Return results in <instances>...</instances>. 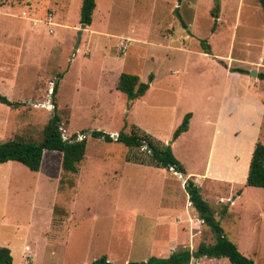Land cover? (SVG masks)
<instances>
[{"label":"rangeland","instance_id":"1","mask_svg":"<svg viewBox=\"0 0 264 264\" xmlns=\"http://www.w3.org/2000/svg\"><path fill=\"white\" fill-rule=\"evenodd\" d=\"M95 2L91 25L82 27L81 0H0V94L19 103H0V143L40 139L56 82L63 138L86 136L78 174L67 172L62 183L58 151L44 150L37 172L0 164V247L10 248L11 264H90L211 242L184 190L187 176L129 162L145 151L114 141L139 131L171 146L226 237L264 264V189L244 179L256 142L264 144V81L248 73L264 72L259 2L217 0L216 15L215 0ZM122 72L149 84L143 97L128 100L116 89ZM187 112L194 117L175 136ZM93 130L113 141L91 137Z\"/></svg>","mask_w":264,"mask_h":264},{"label":"trees","instance_id":"2","mask_svg":"<svg viewBox=\"0 0 264 264\" xmlns=\"http://www.w3.org/2000/svg\"><path fill=\"white\" fill-rule=\"evenodd\" d=\"M212 14L216 15L218 3L215 0ZM264 13V0H257ZM95 0H81L79 10V24L82 27L91 25L93 11L95 10ZM183 24L177 9L174 11ZM203 52L210 53L207 46L203 45ZM257 77L264 81V72L257 73ZM151 81V77H150ZM149 88V84L141 82L135 74L120 73L116 89L120 91L128 100L141 98ZM58 82L52 87L51 103L53 105L52 113L42 128L41 137L38 141L22 135H15L0 143V164L8 161L18 162L29 170L37 172L41 168V162L44 150L58 151L62 154L61 160V183L64 174L71 172L78 174L80 166L85 156L86 137L79 139L76 134L71 138H63L61 131V119L57 113L56 93ZM0 103L9 107H16L19 103L9 100L6 96L0 94ZM191 112L185 113L182 125L178 126L174 132L175 136L180 135L188 129ZM93 138L103 139L104 141H113L110 134L101 130H93L90 134ZM116 142L124 144L126 147L145 151V155L135 153L129 162L148 164L166 170H172L179 174H186V171L180 161L174 156L171 146L157 141L145 132L126 133L121 131L117 134ZM144 148V149H143ZM248 172L245 185L264 189V144L256 142L248 163ZM71 181V180H69ZM73 185V183L71 182ZM184 190L188 195L190 205L198 214L202 223L209 228L212 241L200 242L195 250L181 247L171 252L168 256H151L145 261H130L127 263L114 262L102 255L93 260L90 264H190L192 259L206 258H226L231 264H254L253 260L243 255L236 244L229 240L216 219L214 209L203 198L200 187L195 183L194 177H188L184 183ZM226 214V208H223L220 215ZM12 257L8 247H0V264H11Z\"/></svg>","mask_w":264,"mask_h":264},{"label":"crops","instance_id":"3","mask_svg":"<svg viewBox=\"0 0 264 264\" xmlns=\"http://www.w3.org/2000/svg\"><path fill=\"white\" fill-rule=\"evenodd\" d=\"M51 32H52V30H50ZM144 96V95H143ZM142 96V97H143ZM217 116H218V112L216 113V115L212 118L213 120H216V118H217ZM193 117H194V115L193 116H191V120L193 119ZM211 119V120H212ZM191 120H189V121H191ZM208 121H209V119L207 118L206 119V123H208ZM7 163V165L10 163V161H8V162H6ZM248 163H247V167H246V170H245V175H244V179L246 180V176H247V172H248ZM163 169V168H162ZM185 169V168H184ZM186 171V170H185ZM183 175H185V176H187V178L188 177H191V176H193V177H195V174L193 175L191 172H186V174H183ZM194 180H195V178H194ZM197 180V179H196ZM26 233H27V229H26V231H25V234H24V237H23V239H22V241L24 240L25 241V238H27V236H26ZM24 241H23V244H24ZM9 248V247H8ZM10 249V248H9ZM10 253H11V250H10ZM11 257H12V255H11ZM196 260V259H195Z\"/></svg>","mask_w":264,"mask_h":264},{"label":"water","instance_id":"4","mask_svg":"<svg viewBox=\"0 0 264 264\" xmlns=\"http://www.w3.org/2000/svg\"><path fill=\"white\" fill-rule=\"evenodd\" d=\"M79 38H80V33L78 34V41H77V43H76V47H78ZM248 73H251L250 75H257V72H256V71H252V72H248ZM85 134H87V133H85ZM88 134L90 135L91 132H89ZM84 137H86V136H82V137L79 138V139H82V138H84ZM113 137H114V139H116L117 134H113Z\"/></svg>","mask_w":264,"mask_h":264}]
</instances>
